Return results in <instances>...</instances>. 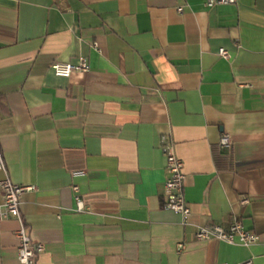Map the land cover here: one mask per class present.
I'll list each match as a JSON object with an SVG mask.
<instances>
[{
	"label": "crops",
	"instance_id": "obj_1",
	"mask_svg": "<svg viewBox=\"0 0 264 264\" xmlns=\"http://www.w3.org/2000/svg\"><path fill=\"white\" fill-rule=\"evenodd\" d=\"M205 1L0 0V180L37 186L21 215L39 264H264V0ZM80 55L88 71L54 73ZM164 135L187 223L164 207ZM235 218L256 244L195 238ZM20 225L0 213V264H22Z\"/></svg>",
	"mask_w": 264,
	"mask_h": 264
},
{
	"label": "built area",
	"instance_id": "obj_2",
	"mask_svg": "<svg viewBox=\"0 0 264 264\" xmlns=\"http://www.w3.org/2000/svg\"><path fill=\"white\" fill-rule=\"evenodd\" d=\"M238 0H206L207 7H214L221 4L237 3ZM184 7L179 6L178 10L183 11ZM219 54L226 58L231 59L232 54L230 50L225 47L219 49ZM53 71L56 75L62 77H69L73 72L80 71L86 72L89 70L88 58L85 55H80L76 61H58L52 65ZM231 137L228 133H224L221 138L220 145L222 147H230ZM162 145L166 152V169L167 177L164 183L165 200L164 207L182 216L183 223H187L192 213V209L185 194V179L184 161L178 156L175 150L174 143L169 140L167 135L162 137ZM6 169V163L2 152L0 150V170ZM75 174H84L85 171H75ZM0 187L3 191L4 202L0 206V213L3 217L16 215L21 221L19 229L16 231L18 238V258L22 264H39V256L45 252L46 246L41 241H36L28 233L26 226L23 222L21 215V203L23 194L26 191L37 189L36 185H22L14 183L9 177L0 180ZM75 192L79 191V186L74 185ZM78 201V209L84 208L82 200L76 196ZM247 202L245 198L243 200ZM195 238L197 240H209L212 238L221 239L229 243H241L246 246L254 245L258 242L259 236L247 230L238 218H235L229 227H225L219 223L211 225L200 226L196 231ZM187 244L180 242L178 250L185 249ZM251 260L238 263L224 264H250Z\"/></svg>",
	"mask_w": 264,
	"mask_h": 264
},
{
	"label": "trees",
	"instance_id": "obj_3",
	"mask_svg": "<svg viewBox=\"0 0 264 264\" xmlns=\"http://www.w3.org/2000/svg\"><path fill=\"white\" fill-rule=\"evenodd\" d=\"M215 161L220 170H227L233 166V158L231 154L225 152L222 147L215 149Z\"/></svg>",
	"mask_w": 264,
	"mask_h": 264
}]
</instances>
